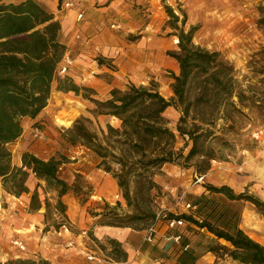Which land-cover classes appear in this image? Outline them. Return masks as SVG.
Returning <instances> with one entry per match:
<instances>
[{"label":"rangeland","instance_id":"obj_1","mask_svg":"<svg viewBox=\"0 0 264 264\" xmlns=\"http://www.w3.org/2000/svg\"><path fill=\"white\" fill-rule=\"evenodd\" d=\"M161 2L163 9L170 6L178 16V28L185 32L192 27L197 28L193 36L195 46L218 53L221 60L233 67L236 90H242L246 99L239 102L233 97L230 102L234 107L222 105L218 109H207V104L198 105L197 109H191L186 123L180 120V109H167L163 118L166 127L175 136L171 147L173 161L156 167L148 166L144 170L135 162L139 157L126 160L125 169L132 171L126 178V191L130 198L127 202L118 180L114 178L115 174L119 177L122 170L116 159L108 157L102 164V160L91 150L80 145L70 146L63 141L65 132L72 128L75 121L81 120L87 130L97 136V141L118 158V148H124V139L109 138L107 127L120 129V121L97 115L95 105L93 109L82 105V100L90 98L91 91L80 90L77 95L57 92L54 83L46 111L33 120L28 119L27 124L21 121L28 150L21 152L20 162L24 153L35 154L44 161L55 158L61 162L59 178L70 187L60 198L65 214H61L57 207L55 190L31 173L25 180L27 192L16 196L12 193L15 190L11 188V183L4 185L0 181V264H51L46 260L45 253L69 264L74 263L77 257L86 261L89 252L101 257L105 264L111 262L108 259L120 261L121 253L117 250H122V245L119 243L120 246L116 247L111 243V240H116L109 237L106 228L118 231L129 229L141 234L156 221L157 216L169 218L185 214L188 212L186 204L200 194L203 183L215 186L231 184L235 187L227 186L236 193L248 192L264 201V184L261 183L264 174V23L261 24L264 20V0H207V3L194 7L197 12L203 8L206 10L205 16H196L195 25L189 23V11L184 2L175 1L171 5L166 0ZM181 14L186 16L184 27L181 26ZM163 18L169 27L170 19L165 10ZM170 30L166 37H175L176 49L167 51L166 57H169L168 52H178L175 36L178 31ZM68 56L72 65L65 75H59L62 79L69 78L67 74L73 66V59ZM171 60L177 67L176 73L164 69L146 84L129 83L120 90L124 92L135 86L154 88L160 95L166 90L171 91L172 76L179 74L177 63ZM171 94L165 99H171L172 91ZM199 95L197 85L192 83L187 93L188 100L194 102ZM178 126L187 131L198 127L196 135L204 137L209 132V137L202 139V146L206 154L207 151L213 153L215 160L210 161L204 174L197 172L205 166L202 164L199 167L200 157L184 160L192 143L188 137L179 134ZM36 133L38 137H35ZM6 148L11 154V166L20 168L15 165L18 149L15 151L10 145ZM252 184L256 185L261 198L248 189ZM34 194L41 206L38 210L31 201ZM241 208V229L246 234L257 232L264 237V228L260 227L255 208L248 203L242 204ZM156 229L157 233L163 232V239L166 234L164 219L158 220ZM180 231L190 240L188 250L199 257L196 262L199 264L203 257H207L210 243L207 234L190 231L186 225L180 227ZM13 241L22 243L25 249L14 246ZM169 246L165 243L162 251L157 249L156 258L170 259L169 264H172L175 254ZM209 255L213 261L202 264H232L226 258L217 259Z\"/></svg>","mask_w":264,"mask_h":264},{"label":"trees","instance_id":"obj_2","mask_svg":"<svg viewBox=\"0 0 264 264\" xmlns=\"http://www.w3.org/2000/svg\"><path fill=\"white\" fill-rule=\"evenodd\" d=\"M164 10L170 19V29L178 31L175 35L178 52L167 53L179 69V74L172 76L173 97L166 100L154 88L131 86L124 92L112 89L110 98L106 101L88 98L95 105L97 115L120 121V129L107 127L109 138L124 139V148H118V158L97 141V136L89 132L81 120L75 121L72 128L63 135L66 144L80 145L91 150L102 160V164L106 163L108 157L117 160L122 170L120 176L115 174L114 178L118 180V186L123 190V198L127 202L130 198L126 191V178L132 171L125 169L126 160L139 157L135 162L144 170L148 166L156 167L173 161L171 147L175 136L166 127V120L163 118L167 109H180V120L186 123L191 109H197L198 105L207 104V109H218L222 105L234 107L230 102L233 97L239 102L246 99L242 90H236L237 80L233 67L221 60L218 53L195 46L193 36L197 28L192 27L185 32L178 28L179 18L173 10L168 6H164ZM181 15V26L184 27L186 16ZM262 23L264 20H261ZM59 31V23L35 2L7 5L0 1V181L4 185L11 183V188L15 190L12 193L16 196L27 192L25 180L31 173L55 190L57 207L61 214H65L60 198L70 187L59 178L61 162L55 158L44 161L24 153L21 156L22 166L15 168L11 166V154L6 148L21 136V121L35 119L47 106L54 83L57 92H72L77 95L80 90L89 91L77 86L70 78L59 77L61 62L66 55V47L58 39ZM192 83L197 85L200 92L199 98L194 102L187 98ZM198 129L196 127L193 131H187L178 126L177 131L192 143L184 160L200 157L199 167L202 164L205 166L197 172L202 175L208 171L210 161L215 159L213 153L207 151L206 154L202 146L203 140L209 137V132L205 137L202 134L196 135ZM106 170L110 171V168ZM201 188L202 192L194 201L187 203L190 205L187 213L161 218L164 219V226L167 219H178L190 231L205 232L210 242L206 253L217 259L226 258L236 264H264V246L252 240L240 227L241 205H252L264 218V201L248 192L236 193L227 185L203 183ZM31 201L35 203L36 210L41 207L36 194ZM172 235H180L177 244L166 241ZM164 238L174 251V264H196L199 257L188 250L190 240L180 228L166 231ZM111 243L116 247L120 246L114 240ZM185 246H188L187 250H184ZM117 251L121 253L122 259H126L122 250Z\"/></svg>","mask_w":264,"mask_h":264},{"label":"crops","instance_id":"obj_3","mask_svg":"<svg viewBox=\"0 0 264 264\" xmlns=\"http://www.w3.org/2000/svg\"><path fill=\"white\" fill-rule=\"evenodd\" d=\"M0 1L7 5L33 1L59 23L58 39L66 47V54L73 59V66L67 76L77 86L91 91L90 99L106 101L110 98L109 93L112 89H125L129 83L146 84L164 69L176 73L175 63L165 55L167 51L176 49V39L173 35L166 37L171 30L163 18L164 9L161 0H79L73 9L66 12L59 11L60 0ZM175 1L185 3L184 7L189 11L191 25L197 23V15L203 17L206 14L205 8L197 12L194 7L200 3H207V0H166L169 5ZM80 13L83 19L78 22L76 17ZM111 26L114 28L112 29ZM171 95V91L166 90L161 96L170 98ZM82 101V105L93 109L94 104L90 100ZM46 109L43 111L45 112ZM27 120L23 119L22 123L27 124ZM24 133L15 142L9 144L15 151L18 149L15 164L17 167H21V152L28 150ZM261 181L264 184V174ZM226 185L235 187L231 184ZM255 187L256 185L252 184L248 189L261 198ZM257 220L261 223L260 227L264 228V218L257 214ZM106 231L109 237L122 245V251L126 254V259L116 262L108 259L111 262L106 264L171 263L170 259L156 258L158 250L162 251L167 243L164 241L165 238L161 239L163 232L156 234L154 246H151L142 239L144 231L141 234L129 229L118 231L106 228ZM247 235L264 246V237L257 232ZM45 258L51 264H69L57 261L46 253ZM73 261L72 264H87L80 257ZM212 261L213 257L211 258L207 253V257H203L199 264Z\"/></svg>","mask_w":264,"mask_h":264},{"label":"built area","instance_id":"obj_4","mask_svg":"<svg viewBox=\"0 0 264 264\" xmlns=\"http://www.w3.org/2000/svg\"><path fill=\"white\" fill-rule=\"evenodd\" d=\"M79 0H60L59 3V11L60 12H66L68 10H71L74 8L76 2ZM83 19V15L80 13L77 15L76 20L79 22ZM111 28L113 29L114 26H111ZM72 65V61L70 59V57L66 54L61 62V66L59 69L58 74L60 76L65 75L67 73L68 68ZM39 134H35V137H38ZM186 209L190 208V205L186 204ZM164 218V217H160L157 216L156 217V221H158L159 219ZM183 226V221L182 220H178V219H167L165 221V227H166V231H173V230H177L178 228ZM157 234V229H156V224H152L150 225L145 231H144V237H143V241L147 244L153 245L155 243V237ZM180 240V235H175V236H169L167 237L166 241L170 242V243H174L177 244ZM14 246L18 247L21 250H24V246L22 245V243L18 242V241H13L12 243ZM188 246L184 247V250H187ZM86 261L89 264H105V261L97 256L95 253L89 252L86 255Z\"/></svg>","mask_w":264,"mask_h":264}]
</instances>
